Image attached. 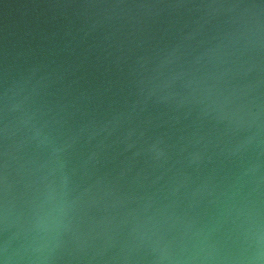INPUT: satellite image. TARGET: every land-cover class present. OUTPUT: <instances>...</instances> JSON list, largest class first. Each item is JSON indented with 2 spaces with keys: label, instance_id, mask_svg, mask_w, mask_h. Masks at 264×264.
<instances>
[{
  "label": "water",
  "instance_id": "95a60500",
  "mask_svg": "<svg viewBox=\"0 0 264 264\" xmlns=\"http://www.w3.org/2000/svg\"><path fill=\"white\" fill-rule=\"evenodd\" d=\"M0 264H264V0H0Z\"/></svg>",
  "mask_w": 264,
  "mask_h": 264
}]
</instances>
